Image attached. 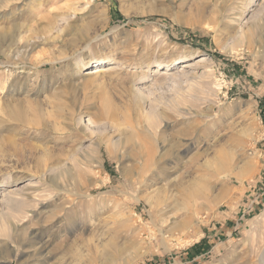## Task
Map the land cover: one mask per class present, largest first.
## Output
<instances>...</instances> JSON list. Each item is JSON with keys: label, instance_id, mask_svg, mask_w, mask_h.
<instances>
[{"label": "rangeland", "instance_id": "1", "mask_svg": "<svg viewBox=\"0 0 264 264\" xmlns=\"http://www.w3.org/2000/svg\"><path fill=\"white\" fill-rule=\"evenodd\" d=\"M0 2V264H256L264 0Z\"/></svg>", "mask_w": 264, "mask_h": 264}, {"label": "bare ground", "instance_id": "2", "mask_svg": "<svg viewBox=\"0 0 264 264\" xmlns=\"http://www.w3.org/2000/svg\"><path fill=\"white\" fill-rule=\"evenodd\" d=\"M0 4H1V2H0ZM98 61H99L98 65L102 64V62L100 61V59H98ZM160 65H163L162 68H165V67L168 66V63H164V64L162 63ZM184 66H186V63L184 64ZM95 73H97V71H94V72H92V71H86L85 75H91V74H95ZM14 150H15L14 151V154H16V156H18V155L20 156L21 155V151H20L19 148L18 149L15 148ZM255 263L256 264H264V243L261 245V248L258 250V252L255 255Z\"/></svg>", "mask_w": 264, "mask_h": 264}]
</instances>
